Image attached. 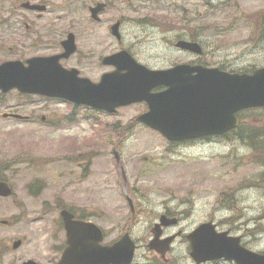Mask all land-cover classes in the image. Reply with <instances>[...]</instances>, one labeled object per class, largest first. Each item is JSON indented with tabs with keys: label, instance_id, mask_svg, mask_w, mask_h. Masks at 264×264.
<instances>
[{
	"label": "rangeland",
	"instance_id": "374dc122",
	"mask_svg": "<svg viewBox=\"0 0 264 264\" xmlns=\"http://www.w3.org/2000/svg\"><path fill=\"white\" fill-rule=\"evenodd\" d=\"M21 1L0 0V61L55 53L59 41L72 31L78 49L63 65L75 66L82 75L97 80L110 69L101 65V56L120 48L152 67L175 61L178 53L170 45L181 31L171 29L187 27L211 40L214 30H228L224 38L238 57L244 56L245 64L255 60L264 65V50H254L249 43L254 13L264 8V0H235L226 5L223 0L210 4L205 0H29L47 5L41 18L21 9ZM97 1L107 6L100 20L93 21L88 6ZM117 19L120 40L109 31ZM19 98L16 91L0 93V112L11 109ZM32 99L77 121L26 123L0 116L1 175L13 189L12 197L0 198V220L9 221L0 223L3 247L10 246L8 238H29L19 251L42 245L43 229H50L46 215L54 216V206L61 205L81 209L83 215L95 213L96 221L113 235L107 239L115 240L128 231L138 245L132 264H156L147 244L157 214L167 206L169 211L185 213L177 225L163 231V236L179 233L182 238L174 242L170 259L162 264H196L185 234L207 220H213L219 230L240 235L248 248L264 251V175L261 191L236 189L248 174L264 172L262 139H212L176 146L149 128L125 125L140 113L141 105L107 114L56 99ZM241 114L243 125L264 129V110ZM251 160H261L259 167L250 169ZM225 193L236 199L241 218H231L234 212L220 204ZM127 198L136 206L132 212ZM39 203L49 211L39 210ZM50 230L57 233L53 226ZM201 264L235 263L220 259Z\"/></svg>",
	"mask_w": 264,
	"mask_h": 264
},
{
	"label": "water",
	"instance_id": "95a60500",
	"mask_svg": "<svg viewBox=\"0 0 264 264\" xmlns=\"http://www.w3.org/2000/svg\"><path fill=\"white\" fill-rule=\"evenodd\" d=\"M24 9L44 10L45 5L24 1ZM105 7L97 3L90 7L92 17ZM119 22L112 33L119 38ZM65 52L48 57L35 56L26 60L5 61L0 64V89L7 92L17 88L25 93H38L63 98L76 104L113 113L116 107L145 101L148 111L138 119L161 133L170 141L195 139L205 135H219L238 125L235 113L250 107H264V67L251 74L227 73L218 68L177 65L167 70H150L137 63L126 50L103 58L104 64L116 67L104 73L100 81L78 77L74 68L65 69L58 60L68 57L74 50L70 33L62 41ZM178 47L199 51V44L180 40ZM164 85L166 89L152 93L151 89ZM17 116V115H14ZM8 183L0 181V195L11 194ZM67 231V243L59 264H130L135 244L124 233L112 245L100 246L99 228L89 222L74 220L68 211L61 212ZM4 222V221H3ZM175 223L161 216L152 228L153 239L149 247L164 255L173 236L160 241L161 225ZM95 234L98 238H89ZM190 243V256L197 263L225 259L236 264H264V254L253 252L240 244L239 236L228 231H217L212 221L199 224L186 235ZM14 242L13 247L19 245Z\"/></svg>",
	"mask_w": 264,
	"mask_h": 264
},
{
	"label": "flooded vegetation",
	"instance_id": "af4514ba",
	"mask_svg": "<svg viewBox=\"0 0 264 264\" xmlns=\"http://www.w3.org/2000/svg\"><path fill=\"white\" fill-rule=\"evenodd\" d=\"M205 1H207V4L214 2L213 0H205ZM233 1L235 0H223L222 4L226 5L227 3L233 2ZM214 7H215L214 5H211V8H214ZM212 11H214V13L217 12V10H212ZM28 12L35 13L37 18H41L43 15V14L37 15V13L33 11H28ZM2 13H5V12L3 11ZM254 14H256V17L254 18L255 24L253 25L251 34L249 35V43L254 50L263 51L264 50V11L259 10L255 12ZM3 16H4L3 23L6 24L7 20H5L6 18L5 14ZM17 24L20 25L21 21L17 20ZM24 26L26 29H29V24L27 22L24 23ZM171 30L181 31L179 35L174 37L175 39L172 41V44L170 45L171 47H174L173 49H175V52L178 53L176 55L177 56L176 60L171 61L167 65L161 66V67H152V66H149L143 63L148 68L167 69L175 65L186 64L189 66L191 65V66L218 68L222 71H226L229 73H243V72L251 73L253 69L264 66V65H257L255 63V60L253 63L245 64L244 56L242 55L243 58L238 57L237 54L231 49V46L228 44L226 39L224 38V35H225L224 33L228 30H224V29L214 30V33H212L214 35L212 40L205 38L202 33L201 34L197 33L196 29L194 30L193 28L182 27V28H172ZM69 32H72V31L66 32L65 36L59 41V46L57 48V51L55 53L47 54V55H56L63 51L62 41L67 38V35ZM166 32H167L166 29L162 31V33H166ZM0 35H1V32H0ZM18 38L21 39L22 37H18ZM181 39L186 40V41L197 42L199 43L201 49L199 51H191L187 49L177 48L175 44L178 40H181ZM74 43L76 45V51L69 57L62 59L61 63L63 60H68L71 56H73L77 52L78 47H77L76 36H74ZM1 44L2 42L0 40V46ZM1 50L2 49L0 47V51ZM31 56H34V55H31ZM31 56H28V57H31ZM26 58L27 57L23 58L22 60H25ZM12 59H18V58H12ZM1 61H4V60H1ZM70 67H75V66H70ZM163 89L164 87L161 86V87L155 88V91H160ZM18 97L20 98L15 101L14 106H12L11 109H7V111L10 113H17V114L23 115L25 116V118H7V119H15V120L26 122V123H36V122L41 121L44 124H47L51 122L52 120H56L55 122H53L54 124V123H61L65 121L67 118V116H65L64 113L61 114L57 111H54L53 109H45L44 107H42L43 104H41L39 101H36V103H33V99L30 100L31 98L36 97L39 99H43L45 101V100H48L46 97L39 96V95H18ZM25 102L27 105L25 104ZM138 105H141V108H142V111L140 113L147 110V105L145 103H139ZM40 109H44V111L45 112L47 111L48 114L45 112L40 113L39 112ZM131 124H134L142 128H148L147 126H145L144 124L138 121H135L133 123L132 118L125 123V125H130V126ZM260 162L261 160H257V161L251 160L247 164L253 163L249 165L250 169H253V168L256 169L253 166L259 167ZM263 175H264V172L261 173L259 169L251 174H248L242 180V183L237 186L236 188L237 191L248 192L251 189H256V190L261 189V187L259 186V182L262 183L261 176ZM0 198H3V197H0ZM45 206H46L45 204L39 203L38 208L39 210L43 208L49 211V208ZM62 209H66L67 211H69L72 214V217L75 219H81V220L95 223L97 225L96 227H99L102 232L101 238H103V241L100 242L101 244H112L113 243L114 241L113 239H107V238H113V235L108 234L107 231L99 224V222L96 221L97 215L95 213H92V216L89 214L83 215L80 212L81 209L76 210L74 208L56 205L54 206L55 215L52 217H48L46 215L45 222H47V224L49 223L50 229H51V226H53L55 230L57 231V233L52 234L53 232H51V230L49 229L50 231V234H49L48 230L43 229V234L41 235L42 238H40L42 245H40L33 251H23V250L19 251L21 246L24 244L25 240L29 238H8L11 241L9 247L7 248L3 247V245L0 243V264H59L62 253L67 246V241H66L67 236H66V232L64 229L63 219L61 216ZM167 209L169 208L166 206V209L165 208L163 209L164 212L161 210L162 212L160 214H157L156 219L158 220L161 214H165L167 218H175L176 223L178 224L181 221V219L184 217V213H185L184 210L180 212L179 209H175L173 211H169ZM41 218L43 219V216ZM155 222L156 221H154L153 224ZM169 227L171 226L162 227L161 228L162 234H163V231ZM93 231H95V229H93ZM173 234L175 235V237L172 238L169 250L164 256H161L160 253H158L156 250H150L147 244L148 252L152 254L157 260L156 264H160V263L162 264V261H168V259H170L169 252L172 250L174 242L180 241L179 239L182 238V235L179 233H173ZM168 236L169 235H165V236L162 235V238H166ZM87 237L98 238V235L91 234V235H88ZM17 240L20 241V244L18 247L14 248L13 244ZM137 248H138V245L136 244V249Z\"/></svg>",
	"mask_w": 264,
	"mask_h": 264
},
{
	"label": "trees",
	"instance_id": "16d2710c",
	"mask_svg": "<svg viewBox=\"0 0 264 264\" xmlns=\"http://www.w3.org/2000/svg\"><path fill=\"white\" fill-rule=\"evenodd\" d=\"M261 128L262 127H258L257 129H250L247 127V125L245 126L244 124L236 130L227 132L225 136L229 138L236 137L241 140H246L247 138L252 140L254 137H257L258 139H262L260 143V149H261L260 154L264 155V129ZM219 202L220 204L224 205L225 207H228L234 212V216H233L234 219L240 218L242 212L237 207H235L234 200L232 199V196L230 194L228 193L223 194V199H221Z\"/></svg>",
	"mask_w": 264,
	"mask_h": 264
}]
</instances>
